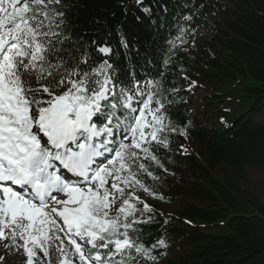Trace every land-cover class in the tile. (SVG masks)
I'll use <instances>...</instances> for the list:
<instances>
[{
    "label": "snow or ice",
    "instance_id": "6c2138e0",
    "mask_svg": "<svg viewBox=\"0 0 264 264\" xmlns=\"http://www.w3.org/2000/svg\"><path fill=\"white\" fill-rule=\"evenodd\" d=\"M63 7L0 0V241L23 249L24 264H159L166 241L146 246L137 227L152 208L136 191L156 196L139 176L157 179L143 161L163 168L154 145L167 148L166 133L187 136L190 125L169 118L164 72L126 81L109 60L92 61L90 46L65 56ZM168 43L174 54L187 41L182 32Z\"/></svg>",
    "mask_w": 264,
    "mask_h": 264
},
{
    "label": "trees",
    "instance_id": "16d2710c",
    "mask_svg": "<svg viewBox=\"0 0 264 264\" xmlns=\"http://www.w3.org/2000/svg\"><path fill=\"white\" fill-rule=\"evenodd\" d=\"M62 4L65 56L90 46L92 61L109 60L126 81L159 79L164 72L161 96L173 101L165 100L169 118L173 126L190 125L187 136L168 131L167 148L154 145L163 168L143 161L157 179L139 176L156 196L136 191L152 208L145 213L152 222L137 227L146 246L166 241V249L154 252L159 264H264V203L247 187L220 178L221 172L243 179L247 168L264 171V123L254 120L264 108V0L245 2L229 14L219 13L214 0H144L149 13L133 0ZM211 10L214 17L206 15ZM200 27L207 30L204 44L169 52L170 40ZM104 45L112 49L108 55L96 50ZM168 56L173 62L165 69ZM192 80L196 86L190 88ZM173 87L178 92L169 93ZM169 198L180 202L176 215L158 203Z\"/></svg>",
    "mask_w": 264,
    "mask_h": 264
},
{
    "label": "rangeland",
    "instance_id": "374dc122",
    "mask_svg": "<svg viewBox=\"0 0 264 264\" xmlns=\"http://www.w3.org/2000/svg\"><path fill=\"white\" fill-rule=\"evenodd\" d=\"M245 2L250 3L251 0H214V7L221 14H229L230 10H237L241 6H245ZM210 13V14H208ZM206 13V15H211L214 17V10ZM207 38V30L204 27H200L195 32L190 33L188 37H184L187 43L180 44V46L188 51H192L198 46L204 44ZM256 123L263 124L264 123V108L261 112L254 118ZM227 172V171H226ZM220 178L228 179L230 178L239 188L247 187L249 191L258 198L259 201L264 203V171L258 168H247L246 169V177L238 178L234 176L232 173L224 172L220 173ZM165 195L170 197L169 192H166ZM141 199L147 201L148 197H140ZM158 203L162 205L163 208L168 213L172 215H176L180 209V202L176 199H164L159 200ZM120 201H117L116 208L119 207ZM115 211L113 210V213ZM5 242L0 241V257H4L3 264H24L25 257L23 256V249L19 251L16 250H7L5 248ZM78 264V261H77Z\"/></svg>",
    "mask_w": 264,
    "mask_h": 264
}]
</instances>
